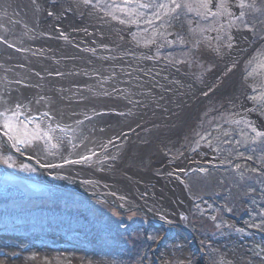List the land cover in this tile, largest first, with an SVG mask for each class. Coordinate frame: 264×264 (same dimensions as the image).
Returning <instances> with one entry per match:
<instances>
[{
    "label": "rangeland",
    "instance_id": "374dc122",
    "mask_svg": "<svg viewBox=\"0 0 264 264\" xmlns=\"http://www.w3.org/2000/svg\"><path fill=\"white\" fill-rule=\"evenodd\" d=\"M74 1L127 25L139 45L153 48L159 59L186 65L200 84L218 69V59L226 61L223 73L201 90L204 95H219L218 86L240 67L245 54L242 78L250 90L237 103H225L224 95L212 99L200 110L197 124L188 127L183 142L166 147L170 164L176 160L183 170L171 174L190 199L189 210L180 212L179 218L191 224L192 230L154 217L140 199L122 206L71 180H48L35 160L38 156L45 164L51 162L40 152L59 153L65 140L74 151L85 147L86 134L92 148L107 150L111 122H118L116 137L121 136V129L136 132L138 122L145 118L150 130L157 112L187 97L192 92L189 86L178 85L155 67L120 70L122 75L98 83L102 95L110 93L116 101L109 108L98 105L100 110L96 107L78 114L73 96L59 110L67 119L73 111L87 126L88 132L76 133L73 141L67 134L63 137L61 130L58 137L48 110L23 107L17 98L5 100L6 110L0 113L11 116L17 112L14 122L20 127L16 134L30 142L13 147L20 149L23 158L7 149L0 151L9 166L0 167V198H7L0 204V264H264V135H257L264 134V119L258 113V104H264V88L260 87L264 41L247 52L264 38V0ZM39 90L43 92L29 88L42 99ZM3 119L0 116L1 124ZM123 119L124 125L119 123ZM37 125L41 135L48 132L52 139L33 140ZM139 131V141L151 133ZM63 166L66 174L50 170L71 174L69 178L79 175Z\"/></svg>",
    "mask_w": 264,
    "mask_h": 264
},
{
    "label": "bare ground",
    "instance_id": "6f19581e",
    "mask_svg": "<svg viewBox=\"0 0 264 264\" xmlns=\"http://www.w3.org/2000/svg\"><path fill=\"white\" fill-rule=\"evenodd\" d=\"M128 30L127 25L74 0H0V111L6 110L4 101L9 99L11 102V98H17L23 107L39 112L48 110L51 113L49 121L57 129L58 137L62 131L63 137L67 134L68 139L73 141L76 133L88 132L87 126L76 119L73 111L69 112L70 119H67L59 110L68 105L73 96L74 107L79 106L78 114L91 112L90 109L96 107L100 110L101 106L98 105L109 108L108 105L116 101L110 97V93L102 95L98 83L122 75L120 70L130 72L132 69V72H137L155 67L172 77L178 85L189 86L192 92L187 97L162 109L163 112H157L158 118L154 119L150 130L146 118L138 122L139 129L151 132L144 137V141L137 140L139 129L136 130L137 134L121 129V136L116 137L118 122H111L107 126L110 139L107 150L92 148L85 138L86 134L84 141L88 145H81L76 149L78 152L72 146L68 147L70 141L65 140L59 153L58 150L40 152L42 157H50L51 162L48 160L45 164L38 156L35 160L48 180H71L122 206L140 199L154 217L159 216L192 230L191 224H185L179 218L180 212L189 210L190 199L183 192L182 184L171 174H182L183 170L174 159V163L170 164L172 159L167 155L166 147L183 142L188 127L197 124L200 110L209 105L212 99L220 95L226 97L225 103H237L239 101L236 100L242 99L236 92L237 88L242 91L238 78L241 69L227 74L216 90L219 95L212 92L204 95L201 90L223 73L226 61L218 59V69L209 75L205 84H200L186 65L179 66L159 59L153 48L139 45ZM33 87L42 89V93L38 91L42 99L29 91ZM119 123L124 125V119ZM89 139H93L92 135ZM132 144H137V147ZM8 146L14 147L12 140L3 135L0 122V151L9 150ZM62 155L65 157L61 159ZM63 165L70 166L79 175L69 178L71 174H54L50 170L54 168L66 174L67 168ZM0 167H9L1 155ZM81 174L84 177H80ZM87 181L93 184H87Z\"/></svg>",
    "mask_w": 264,
    "mask_h": 264
},
{
    "label": "snow or ice",
    "instance_id": "6c2138e0",
    "mask_svg": "<svg viewBox=\"0 0 264 264\" xmlns=\"http://www.w3.org/2000/svg\"><path fill=\"white\" fill-rule=\"evenodd\" d=\"M87 2V0H86ZM145 7H147V5H145ZM176 7H180V5H176ZM20 106L17 105V108H19ZM0 116H2L3 119V124H2V130H3V135L8 137L9 140L14 141L13 146H16V144H27L30 141L28 140H22L19 138V136L16 134L19 130L20 125L14 121L17 120L18 117V113L17 112H12L11 116L6 115V113H0ZM37 127V133L35 135L32 136L33 140H39V139H44L46 142L51 140L52 137L50 136V134L48 132H43V134H40V129H39V125L36 126ZM257 135H264L261 133H257ZM20 149L17 148V151H19ZM10 159V157H9ZM81 159H87V157H82ZM7 162V160L5 161ZM25 167H28L27 165H25Z\"/></svg>",
    "mask_w": 264,
    "mask_h": 264
},
{
    "label": "water",
    "instance_id": "95a60500",
    "mask_svg": "<svg viewBox=\"0 0 264 264\" xmlns=\"http://www.w3.org/2000/svg\"><path fill=\"white\" fill-rule=\"evenodd\" d=\"M262 41H264V38L261 39V40L256 41V42L251 46V48H250L247 52H251V51H253V50H254V49L260 44V42H262ZM244 55H245V54H244ZM244 55L240 58V67H239V69H241V71L239 72L240 74H239V77H238L239 80L241 81V83H240L239 86H241L242 91H240V90L237 88V91H236V92H237L242 98L246 99V92H247L248 90H250V87H249V85H248V84L243 80V78H242V73H243V70H242V59H243ZM7 148H8L11 152H13V153L17 154L19 157L23 158V155H21L20 152L14 150L13 147L8 146Z\"/></svg>",
    "mask_w": 264,
    "mask_h": 264
},
{
    "label": "trees",
    "instance_id": "16d2710c",
    "mask_svg": "<svg viewBox=\"0 0 264 264\" xmlns=\"http://www.w3.org/2000/svg\"><path fill=\"white\" fill-rule=\"evenodd\" d=\"M257 78L260 79V76H258ZM256 82H258V81H256ZM260 87L264 88V82L262 84H260ZM258 105L260 107V109L258 110V113H259L260 117H262L264 119V104L259 103ZM1 201H3V202L7 201V198L6 197L5 198H0V204H1Z\"/></svg>",
    "mask_w": 264,
    "mask_h": 264
}]
</instances>
